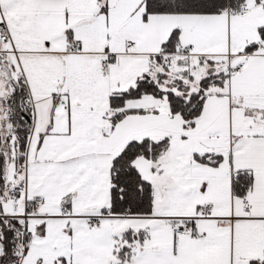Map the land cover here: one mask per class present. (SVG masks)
I'll return each mask as SVG.
<instances>
[{
	"label": "snow or ice",
	"instance_id": "snow-or-ice-1",
	"mask_svg": "<svg viewBox=\"0 0 264 264\" xmlns=\"http://www.w3.org/2000/svg\"><path fill=\"white\" fill-rule=\"evenodd\" d=\"M0 264H264V0H0Z\"/></svg>",
	"mask_w": 264,
	"mask_h": 264
}]
</instances>
